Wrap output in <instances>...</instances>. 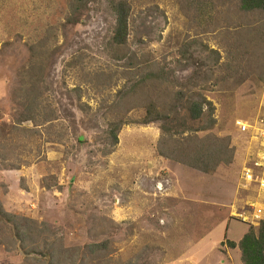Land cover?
<instances>
[{
  "label": "rangeland",
  "instance_id": "374dc122",
  "mask_svg": "<svg viewBox=\"0 0 264 264\" xmlns=\"http://www.w3.org/2000/svg\"><path fill=\"white\" fill-rule=\"evenodd\" d=\"M72 1L0 0V206L14 217H0V264H242L227 241L259 226L264 195L242 180L254 145L236 122L264 118V15L127 0L122 55L109 1L78 23ZM150 100L166 120L142 122ZM193 100L214 109L191 130ZM164 132L185 156L230 138L234 158L205 172L160 154Z\"/></svg>",
  "mask_w": 264,
  "mask_h": 264
},
{
  "label": "trees",
  "instance_id": "16d2710c",
  "mask_svg": "<svg viewBox=\"0 0 264 264\" xmlns=\"http://www.w3.org/2000/svg\"><path fill=\"white\" fill-rule=\"evenodd\" d=\"M89 1L90 0H73L70 4L71 14L67 18L68 21L78 23L79 18H75V15L78 16L81 12V9H83L89 3ZM108 1L115 15V26L112 36L108 42V49L114 51L115 53L123 50L122 55H126L125 48L128 44L129 38V18L131 15V6L127 0ZM241 7L249 14L261 13L262 15H264V0H242ZM31 62L33 65L35 59L31 60ZM242 73L243 72H233L232 77L236 79L237 77L241 76L242 78ZM151 76L153 77H149L150 79L154 77L160 79L159 75L152 74ZM205 104L210 105V109L211 111H213L214 108L211 102H208L206 100H193L191 102V104L187 108V116L189 117L192 125H190L189 127L186 126V128L194 130L196 121L201 119L204 115ZM166 119L167 114H165L163 110H159L156 101L150 100L147 105L146 116L142 122L144 124H149L155 121H164ZM121 128V120H114L109 124L108 132L111 135V143L114 146L118 144V136ZM163 129L166 131L165 126L163 127ZM172 134L173 132H170V135L168 132L169 136L167 137L164 132L162 136L163 145L168 144L171 146L170 152H165L164 146L159 149L160 154L162 153V155H164L165 157L174 159L182 163H185L186 160V163L190 166H194L205 172H209L218 168L221 163L229 164L234 158L235 150L230 145V138H216L214 140H211L213 141V143L207 144L203 149L194 150L195 147L192 148L191 152L188 153L187 156H185L184 147L178 146V142L177 140H173L174 137ZM172 141H175V143L172 144ZM111 152L112 150L107 153L110 154ZM0 217L5 219L6 221H14V217L11 216V214L7 213L1 206ZM227 243L232 248L238 247L240 249L242 264H264V218L261 219L258 227L250 226V228L243 235L240 241L236 242L228 240ZM37 251V249H33L34 253ZM34 260V262L37 264H46L45 260L42 258H34Z\"/></svg>",
  "mask_w": 264,
  "mask_h": 264
},
{
  "label": "built area",
  "instance_id": "2783aa9c",
  "mask_svg": "<svg viewBox=\"0 0 264 264\" xmlns=\"http://www.w3.org/2000/svg\"><path fill=\"white\" fill-rule=\"evenodd\" d=\"M236 124L243 133L250 131L254 145L249 146L252 152L248 157L249 162L243 168L242 180L245 187L257 185L258 191L264 195V118H257L255 122L237 120ZM250 205L262 209L256 201ZM255 218L261 220L264 217L259 218V215H256Z\"/></svg>",
  "mask_w": 264,
  "mask_h": 264
}]
</instances>
